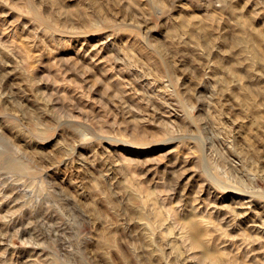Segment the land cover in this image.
I'll list each match as a JSON object with an SVG mask.
<instances>
[{"label":"rangeland","instance_id":"obj_1","mask_svg":"<svg viewBox=\"0 0 264 264\" xmlns=\"http://www.w3.org/2000/svg\"><path fill=\"white\" fill-rule=\"evenodd\" d=\"M0 264H264V0H0Z\"/></svg>","mask_w":264,"mask_h":264}]
</instances>
